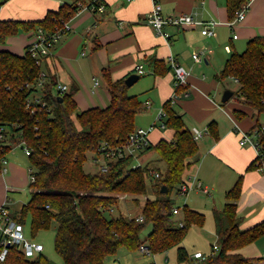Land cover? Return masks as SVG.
<instances>
[{"label":"trees","instance_id":"obj_1","mask_svg":"<svg viewBox=\"0 0 264 264\" xmlns=\"http://www.w3.org/2000/svg\"><path fill=\"white\" fill-rule=\"evenodd\" d=\"M8 0H0V5ZM251 0H226L230 21ZM80 9L74 5H63L57 12H49L38 22L0 21V43L19 34L20 31L37 32L43 29L54 33L62 22H68ZM37 62L27 51L18 56L9 51H0V173L3 160L12 145L23 144L31 151V169L36 181L31 183V199L20 212L13 216L24 225L30 215L33 236L47 230L52 222L58 224L55 235V251L63 264H107L121 248L130 252L149 249L158 255L178 247V261L189 259L188 251L180 246L192 226L203 227L206 217L188 206L181 208L183 227H173V210L176 203L171 196L186 182L188 170L197 163L199 144L170 101L164 104L165 124L175 132L171 141L161 140L147 151L155 150L166 164L165 172L150 166L134 168V159L112 161L107 171L94 174L85 170L88 154L104 142L120 143L136 128V117L145 110L137 96H130L125 79L113 81L105 71L104 80L111 95L107 108H91L78 111L74 96L77 86L65 93L56 92L58 80L45 64ZM165 64L158 62L156 73ZM42 73L47 79L42 89L37 87ZM235 79L240 87L232 96L234 101L253 110L258 120L252 131L261 132L264 145V130L259 117L264 114V36L254 37L247 42L242 53H233L218 76L223 81ZM27 84L32 85L26 87ZM36 96L42 103L35 112L28 101ZM45 104V107L42 106ZM237 120L247 113L235 110ZM208 132L218 139L217 124L211 123ZM257 162V161H256ZM256 162L250 169H256ZM159 173V177L156 176ZM153 179L157 194L168 198L147 199L140 216L121 214L108 217L119 207L124 196L138 197L148 192L147 180ZM163 187L167 188L162 193ZM243 189L242 177L225 195L227 203L223 210H214L219 251L201 264H254L256 259L244 257L239 250L264 236V222L248 231L240 229L238 201ZM179 208V207H178ZM152 231L141 239L142 232L149 226ZM213 249V246H212ZM0 264H54L43 253L35 259L26 258L12 247Z\"/></svg>","mask_w":264,"mask_h":264},{"label":"crops","instance_id":"obj_2","mask_svg":"<svg viewBox=\"0 0 264 264\" xmlns=\"http://www.w3.org/2000/svg\"><path fill=\"white\" fill-rule=\"evenodd\" d=\"M156 1L161 4L165 15L188 14L198 21H216L215 36L202 35L201 26L182 29L167 26L165 35H158L146 23ZM102 2L107 6L103 14L87 9L89 0H8L0 5V21L38 22L65 4L82 5L68 21L71 31L63 36L54 55L45 63L56 75L58 84L68 87V92L77 86L74 100L79 112L110 105L111 95L104 80L107 71L113 81L138 76V81L129 87L128 93L137 96L145 105L144 112L154 117L174 95L175 76L169 63L174 57L189 74L184 88L186 96L174 103V110L183 117L192 132L202 133L197 140V163L185 176L191 189L184 206L205 215L206 224L214 223V228L206 231L213 232L217 240L214 210H223L227 203L226 193L242 177L243 189L238 201L240 229L248 231L264 222V170L250 169L257 161L256 150L240 143L241 134L252 131L258 118L253 110L236 103L232 97L224 103V93L232 90L225 87L227 79H218L233 53L244 52L250 39L264 36V0H251L245 18L233 25L226 0ZM34 38L35 32L22 30L0 43V51L24 56ZM204 48L208 49L204 60L194 61L193 54ZM158 62L165 64L166 69L159 68L162 73H156ZM139 66L144 67V75L138 74ZM238 109L247 113L243 120L234 116ZM211 123L217 124L218 139L208 132ZM149 125V122L145 124L147 128L151 127ZM174 135L172 129L155 127L149 134V140L154 146L161 140H173ZM7 144L12 149L3 160L6 172L0 173V208L6 204L14 216L17 214L13 212L18 207L17 201L21 202L22 196L27 195L18 208L21 210L31 199V164L23 144ZM150 151L140 154L136 163L150 166L152 161L143 159ZM188 253L191 262L195 253ZM238 253L256 259L254 264H264V236Z\"/></svg>","mask_w":264,"mask_h":264},{"label":"built area","instance_id":"obj_3","mask_svg":"<svg viewBox=\"0 0 264 264\" xmlns=\"http://www.w3.org/2000/svg\"><path fill=\"white\" fill-rule=\"evenodd\" d=\"M204 2L205 0H201ZM82 5L79 4V7ZM87 9L92 10L96 13H105L107 6L102 0H89V3L86 5ZM249 8V3L244 5L243 8L237 13L236 18L232 21V25L236 22H239L245 18V14ZM146 23L151 26L158 35L164 36V29L167 26L178 27L182 29L186 26H201L202 35L204 36H215L214 28L217 25L216 21L202 22L196 20L192 15L180 14V15H165L162 11V6L159 2H154V7L151 13H149ZM61 27L57 29L54 33H47L43 29H39L35 32V38L31 41L28 46L27 51L30 55L41 62L43 59H48L54 55V52L59 45L63 36L71 31V26L69 22H62ZM234 38H237L235 36ZM230 51V48H226ZM207 48H204L202 51L196 52L193 54V59L196 62H202L204 56L207 52ZM170 67L174 73V95L170 100L171 104L174 105L178 99L183 97L185 94L184 88L187 86L188 71L178 63V61L171 57L169 60ZM138 74L144 75L145 70L143 66L138 67ZM47 74L42 73V77L37 84L39 89H42L44 83L47 79ZM235 80V79H234ZM236 81V80H235ZM97 84V83H96ZM32 85L27 84L26 87H31ZM56 92L65 94L68 92V87L65 85L58 84ZM42 103L41 97L36 96L28 101V107L32 108V111L37 110L38 105ZM45 107V104H42ZM166 112L164 109L160 111L153 125L147 130L143 128H137L128 138L123 140L120 143H111L104 142L99 145L94 151L95 158L93 159L97 165H99V171H107L108 163L112 161L126 159L132 157L136 162L138 156L144 153L150 146L149 134L152 129L155 127H160L162 129L166 128L165 119ZM264 130V127L262 128ZM262 131H250L244 132L241 134V145L251 146L256 150L257 153V168L264 170V145L260 141V134ZM195 140H198L202 133L199 131L193 132ZM25 152L30 156L31 151L26 147ZM134 163V162H133ZM135 167H141L138 162L135 164ZM6 172V169H3V173ZM31 183L36 181L34 170L31 169ZM156 176L159 177V173H156ZM191 186L185 182L178 189V194L187 195L190 192ZM181 213V209L175 207L173 210V215L178 216ZM140 220H143L142 217H139ZM179 226L183 227V223H179ZM15 247L20 252H22L26 258L35 259L37 256L43 253V245L31 241L25 236L24 225L18 222L10 214L6 204L0 208V261L3 262L9 253V249ZM140 250L143 253L150 255V251L146 247H141ZM219 251L218 243L213 246L212 253L210 255L204 254L202 252H196L193 255V258L190 264H201L205 262L209 256L215 255Z\"/></svg>","mask_w":264,"mask_h":264},{"label":"rangeland","instance_id":"obj_4","mask_svg":"<svg viewBox=\"0 0 264 264\" xmlns=\"http://www.w3.org/2000/svg\"><path fill=\"white\" fill-rule=\"evenodd\" d=\"M232 78H228L225 81V87L226 89H230L234 91V93L239 89V85H237V81ZM144 98V97H142ZM234 101V100H233ZM231 101V102H233ZM79 111V110H78ZM158 112V111H157ZM160 112H158L159 114ZM158 114L156 113L154 117H151L149 113H145L144 111L140 113L136 117V128H145L149 129L145 126L146 123L149 122V126H152L155 122V119L157 118ZM260 123L264 127V114L260 116ZM147 152V150L145 151ZM142 154H146V153ZM95 154L89 153L88 154V161L85 164V170L88 173L94 174L100 170L99 165L94 162ZM151 160L150 167L155 170H160L161 172H165L166 170V164L161 160L158 153L153 150L150 151L147 155L143 156V159ZM138 161V160H137ZM134 161V166H135ZM145 166V165H142ZM148 185V192L146 195L138 197L140 200L139 203H136L134 201V197L132 196H124L120 199L119 207L114 209L111 215H108V217H119L121 214L128 215V216H140L142 212V208L145 204V201L149 199L154 198H168L166 195H159L156 192V189L153 187V179L149 178L147 180ZM27 195H23L21 198V202L17 201L18 207L13 209L14 213H19L20 210L18 209L20 206H22V203L25 202ZM187 198V195H180L178 192L174 191L173 195L171 196V199H173L176 203V206H180L181 209L184 206L185 199ZM20 203V204H19ZM181 218V215L175 216L173 220V227L179 226V220ZM212 221V219H211ZM211 224V225H210ZM214 223L207 222L203 227L199 226H192L189 230L188 236L183 241V243L180 245L182 247H185L192 255L196 253L197 251H200L202 253H205L207 255H210L212 253V246L217 244L216 236L212 232H207L208 229H213ZM58 229V224L56 222H52L51 227L47 230H42L36 233L35 236H33L32 226H31V217L28 215V217L25 219L24 222V231L25 236L30 239L31 241H34L36 243H39L43 245L44 251L43 254L54 264H63L62 258L56 253L55 251V235ZM207 230V231H206ZM152 231V226L149 225L141 234V239L146 240L148 235ZM107 264H190V258L180 263L178 261V247H174L170 249L168 252L158 255H148L146 253H143L141 250L130 252L126 248H121L117 255L115 257L109 258L107 261Z\"/></svg>","mask_w":264,"mask_h":264},{"label":"water","instance_id":"obj_5","mask_svg":"<svg viewBox=\"0 0 264 264\" xmlns=\"http://www.w3.org/2000/svg\"><path fill=\"white\" fill-rule=\"evenodd\" d=\"M139 77L136 76V75H131L128 79L125 80L126 82V85L128 87H131L136 81H138ZM233 92L232 91H226L224 93V96H223V102H228L231 97L233 96ZM162 193H166L167 192V188L166 187H163L162 190H161Z\"/></svg>","mask_w":264,"mask_h":264}]
</instances>
